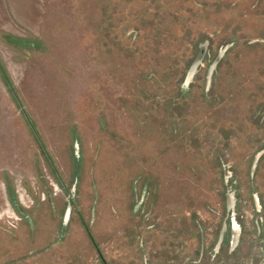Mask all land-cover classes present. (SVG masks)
<instances>
[{"label":"rangeland","instance_id":"rangeland-1","mask_svg":"<svg viewBox=\"0 0 264 264\" xmlns=\"http://www.w3.org/2000/svg\"><path fill=\"white\" fill-rule=\"evenodd\" d=\"M0 264H264V0H0Z\"/></svg>","mask_w":264,"mask_h":264},{"label":"flooded vegetation","instance_id":"flooded-vegetation-1","mask_svg":"<svg viewBox=\"0 0 264 264\" xmlns=\"http://www.w3.org/2000/svg\"><path fill=\"white\" fill-rule=\"evenodd\" d=\"M227 224L228 223H226V224H223V226H221V229H220V232H219V235H218V239H217V242H216V246H215V248H214V251L212 252L213 254H212V257L214 258L215 257V254H214V252L215 251H219L218 249H219V245L225 240V238L227 237V234H228V231H226L227 230V228L229 229V226L227 227ZM228 251H229V249H228Z\"/></svg>","mask_w":264,"mask_h":264},{"label":"water","instance_id":"water-1","mask_svg":"<svg viewBox=\"0 0 264 264\" xmlns=\"http://www.w3.org/2000/svg\"><path fill=\"white\" fill-rule=\"evenodd\" d=\"M200 47H201V48H200V52H199V54L197 55L196 59L193 61L192 65L190 66V68H189V72H188V74H187L185 80H188V79L190 78V75H191L192 72L194 71V68H195L196 64L199 62V60H200V58H201V56H202V51H201V50H202V46H200Z\"/></svg>","mask_w":264,"mask_h":264}]
</instances>
